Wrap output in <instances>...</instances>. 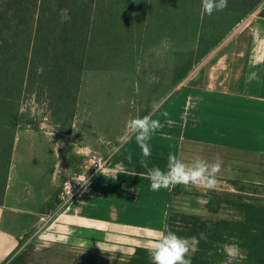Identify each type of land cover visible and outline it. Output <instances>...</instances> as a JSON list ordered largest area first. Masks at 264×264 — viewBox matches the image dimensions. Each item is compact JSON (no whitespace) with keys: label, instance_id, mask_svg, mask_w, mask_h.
<instances>
[{"label":"crops","instance_id":"0c3cea01","mask_svg":"<svg viewBox=\"0 0 264 264\" xmlns=\"http://www.w3.org/2000/svg\"><path fill=\"white\" fill-rule=\"evenodd\" d=\"M216 51L152 115L163 127L147 142L151 155H143L134 136L118 151L109 146L104 174L94 173L87 191L83 187L65 204L60 195L67 178L87 172V156L101 152L94 118L85 120L88 139L78 105L68 132L43 123L18 128L10 151H0V264L11 262L46 225L81 250L132 255L166 232L171 211L206 216V189L151 190L147 173L167 171L169 154L187 164L219 158L216 179L264 186V17L250 16ZM118 166L126 173L113 179Z\"/></svg>","mask_w":264,"mask_h":264},{"label":"trees","instance_id":"16d2710c","mask_svg":"<svg viewBox=\"0 0 264 264\" xmlns=\"http://www.w3.org/2000/svg\"><path fill=\"white\" fill-rule=\"evenodd\" d=\"M263 3L228 0L209 16L201 0H0V151H10L18 128L36 124L20 106L23 94L45 96L59 127L67 110L74 119L86 71L125 66L139 77L144 62L159 71L161 61L172 60L169 77L179 86L237 24L255 12L264 17ZM233 183L241 191L249 185ZM231 205L239 217L169 213L166 231L199 240L192 264H220L226 245L243 252L240 264H264V202L236 199ZM207 208L212 215L220 211L211 200ZM117 264L153 261L148 248L137 247Z\"/></svg>","mask_w":264,"mask_h":264},{"label":"rangeland","instance_id":"374dc122","mask_svg":"<svg viewBox=\"0 0 264 264\" xmlns=\"http://www.w3.org/2000/svg\"><path fill=\"white\" fill-rule=\"evenodd\" d=\"M262 5L264 6V3ZM254 15H258L257 12L250 16ZM248 18L232 29L218 49L233 38V34L239 31ZM215 52L217 51L214 50ZM210 55L202 62L195 63L188 76L191 73L193 75L201 72L204 61ZM146 61L149 60L147 59ZM144 63L139 66L138 70H142L139 77L128 71L125 66L115 70L86 71L82 77V87L78 95L77 105L78 108L80 106V114H83L84 118L85 138L88 139L91 126L88 125V120H85L89 119V117L94 118V134L99 137V147L101 149L98 154L107 159H109L108 155L111 153L110 149H119L128 141L124 139L127 121L137 116L142 118L150 113L152 115L155 114L170 100L173 92L178 87H172V80L169 77L172 72L170 67L172 60H170L168 65L161 61L158 64L159 71L152 70L154 67L151 64L147 65L148 62ZM33 95L35 94L30 92L23 94L20 106L22 105L24 112L29 113L33 119L37 120L35 126L43 123L45 128L55 131H58V129L67 130L69 126L70 128L72 127L76 113L71 122L69 110H67L65 113L67 119L58 127L55 125L58 116L54 117L53 114L55 107L52 109L51 105H49L52 112H48L49 109L43 102L47 100L46 97L40 95L35 97ZM91 112H93L94 116L90 114ZM109 146H111L110 149ZM92 172L93 170L90 171V173ZM71 178L72 176L67 179L72 180ZM217 181L216 188L212 190L206 189L205 194L210 197L209 202L211 200L215 206H219L220 211L217 215L207 212V217H239V209L231 205V202L236 199L264 202L263 185L255 186L249 183L241 191V184H235L230 180L217 179ZM63 187L64 185L62 190ZM51 226L46 225L44 228L34 232L33 235H30L22 244L17 256L8 264H117V262L130 257L128 254L109 253L101 250H92L91 248L81 250L76 248L75 244L63 241L56 235L57 232L54 227L53 230L51 229ZM176 235L186 238L179 234ZM187 239L191 240L190 238ZM229 247L234 248L236 255L232 258L227 255L220 264H240L241 259H243V252L233 245Z\"/></svg>","mask_w":264,"mask_h":264},{"label":"clouds","instance_id":"9594fccd","mask_svg":"<svg viewBox=\"0 0 264 264\" xmlns=\"http://www.w3.org/2000/svg\"><path fill=\"white\" fill-rule=\"evenodd\" d=\"M201 3L202 12L211 16L214 12L223 11L227 8L228 0H201ZM121 102L123 103V101ZM164 115H167V113ZM167 123L171 126L173 121L168 120ZM162 127L163 125L158 119H152L151 113L142 118L137 116L127 121L124 139L130 140L134 136L137 144L143 151V155L147 157L151 155L147 142L151 139L152 134ZM114 150L118 151V148H114ZM128 158L131 159V155ZM141 163L144 167H147L145 161H141ZM220 170L221 162L219 158H217L215 163L211 164L202 159H197L194 163L187 164L178 159L175 154H169L167 171L153 168L148 171L147 176L151 180L152 191L180 184L189 188L194 186L198 189L212 190L217 186L216 174ZM98 171L103 173V170L99 168ZM120 173L126 172L122 167L118 166L112 171V178H117V175ZM72 180L81 183L84 186V190L87 191L88 177L78 176ZM199 239H206V237L201 233ZM198 244L199 240L197 237H192L189 240L179 237L169 230L163 232L155 239L149 249V254L153 264H192L191 255L198 250ZM225 250L229 258L236 255L232 247L226 245Z\"/></svg>","mask_w":264,"mask_h":264},{"label":"built area","instance_id":"2783aa9c","mask_svg":"<svg viewBox=\"0 0 264 264\" xmlns=\"http://www.w3.org/2000/svg\"><path fill=\"white\" fill-rule=\"evenodd\" d=\"M107 161L108 159L105 158L104 156H101L96 153L90 154L85 159V168L87 172H84L83 174H80V175L73 176L71 179L78 177V176H84L90 179L94 173L98 172V168L103 169L106 166ZM91 170H93L92 174H90ZM83 187L84 186L81 183L75 180L68 179L65 182L63 190L60 195L62 202H64V204L67 203L70 199L75 197L82 190Z\"/></svg>","mask_w":264,"mask_h":264}]
</instances>
